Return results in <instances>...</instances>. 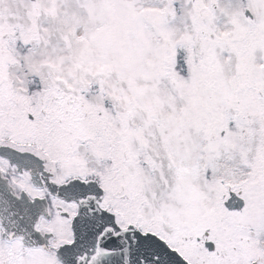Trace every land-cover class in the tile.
Returning a JSON list of instances; mask_svg holds the SVG:
<instances>
[{
    "label": "snow or ice",
    "instance_id": "obj_1",
    "mask_svg": "<svg viewBox=\"0 0 264 264\" xmlns=\"http://www.w3.org/2000/svg\"><path fill=\"white\" fill-rule=\"evenodd\" d=\"M0 264H264V0H0Z\"/></svg>",
    "mask_w": 264,
    "mask_h": 264
}]
</instances>
